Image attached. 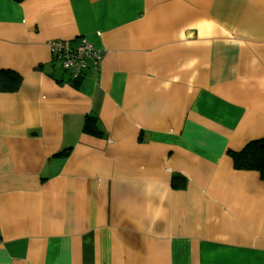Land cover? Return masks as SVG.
<instances>
[{
  "label": "crops",
  "instance_id": "0c3cea01",
  "mask_svg": "<svg viewBox=\"0 0 264 264\" xmlns=\"http://www.w3.org/2000/svg\"><path fill=\"white\" fill-rule=\"evenodd\" d=\"M0 70V264H264V0H0Z\"/></svg>",
  "mask_w": 264,
  "mask_h": 264
},
{
  "label": "trees",
  "instance_id": "16d2710c",
  "mask_svg": "<svg viewBox=\"0 0 264 264\" xmlns=\"http://www.w3.org/2000/svg\"><path fill=\"white\" fill-rule=\"evenodd\" d=\"M88 74L91 73H87L86 75ZM69 79L71 81L73 80L70 77ZM80 79L78 78L76 80ZM21 80V76L14 71L0 70V94L17 92L20 87ZM95 123L96 120L93 117L86 118L83 127L84 132H88L93 135L100 134ZM228 155L232 159L234 169L238 171H255L259 173L261 179L264 180V140L251 141L241 151H229Z\"/></svg>",
  "mask_w": 264,
  "mask_h": 264
},
{
  "label": "built area",
  "instance_id": "2783aa9c",
  "mask_svg": "<svg viewBox=\"0 0 264 264\" xmlns=\"http://www.w3.org/2000/svg\"><path fill=\"white\" fill-rule=\"evenodd\" d=\"M49 49L55 62L73 80L96 71L103 55L102 51L84 40L77 43L53 41L49 44Z\"/></svg>",
  "mask_w": 264,
  "mask_h": 264
}]
</instances>
